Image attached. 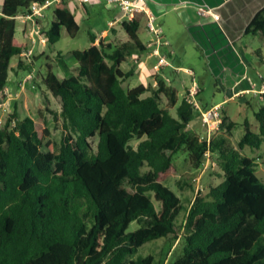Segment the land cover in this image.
<instances>
[{
  "label": "trees",
  "instance_id": "1",
  "mask_svg": "<svg viewBox=\"0 0 264 264\" xmlns=\"http://www.w3.org/2000/svg\"><path fill=\"white\" fill-rule=\"evenodd\" d=\"M43 1H3L0 94L12 58L26 50L15 37V18ZM53 14L46 41L57 43L63 29L74 39L79 27L68 6L55 3ZM143 19L135 13L122 23L129 41L111 53L91 46L73 52V67L58 59L64 77L47 70L46 91L58 108H50L43 94L45 116L14 111L0 127V264H154L138 249L169 236L181 242L169 264H264V181L256 175V159L243 153L264 143V106L253 114L256 125L235 123L221 111L206 146L187 131L197 112L184 98L178 102L173 87L157 79L148 96L143 86L123 89L132 72L119 66L144 51L137 39ZM244 34L264 41V6ZM51 125L60 131L58 146ZM236 128L241 135L234 146ZM180 150L197 168L209 152L220 178L186 209L164 185L178 174L172 156ZM132 223L138 228L128 232Z\"/></svg>",
  "mask_w": 264,
  "mask_h": 264
},
{
  "label": "crops",
  "instance_id": "2",
  "mask_svg": "<svg viewBox=\"0 0 264 264\" xmlns=\"http://www.w3.org/2000/svg\"><path fill=\"white\" fill-rule=\"evenodd\" d=\"M3 1L0 0V14ZM60 1L70 9L79 32L87 35L82 51L91 46L99 48L102 45L107 53H111L114 48L129 41L122 27V23L129 17H126L117 6L108 4L105 0H91L88 4H81L79 0ZM145 2L154 25L161 29V44L155 45V38L147 30V16L142 13L144 19L137 31V39L144 51L131 53L120 64L121 72H132V75L123 81V89L130 90L143 86L148 89L145 93L148 96L158 79L165 86L173 87L177 91L180 102L192 82H196L198 85L196 97L202 109L220 106L221 111L227 115L223 104L229 101H236L238 106L244 105L245 108H251L252 102L258 109L264 106L262 95L258 93L261 83L264 82L262 68L259 66L264 64V41L257 36L244 34L249 22L264 6V0H145ZM53 7L54 4L46 8L41 17L34 20H23L21 16L15 18V37L26 50L12 58V69L0 97L1 103L9 101V105L13 104L15 107L19 101L22 103L28 99L32 89L36 90L38 81L27 73L33 68L36 59L48 61L53 57L58 63L60 58L70 67L76 65L73 52L80 51L79 49L68 48L64 54L62 48L57 49L47 41L42 42L45 32L54 21ZM49 9L51 12L46 13ZM200 9L210 10L218 19H213L210 14L200 16L198 14ZM95 16H98L100 21L90 22ZM65 37L68 35L63 29L60 40ZM90 37L94 42L90 41ZM188 43L201 59L199 61L201 63L191 67L182 63L186 56L185 46H188ZM154 51L165 57L168 61L167 67L156 69L158 56ZM254 52H259V56ZM18 63H21L20 66ZM196 66L202 67L205 77L199 75ZM57 76L62 78L65 74ZM28 77L29 80L25 81ZM216 93L220 95L219 100L214 97ZM204 98L208 101H202ZM172 109L176 110V106ZM14 111L19 112L13 108L11 112ZM196 117L200 122L198 114ZM227 117L229 118L228 115ZM189 129L191 131L187 130L188 132L193 131L190 127ZM239 130L241 131L240 128ZM172 251L173 248L169 249L168 254Z\"/></svg>",
  "mask_w": 264,
  "mask_h": 264
},
{
  "label": "rangeland",
  "instance_id": "3",
  "mask_svg": "<svg viewBox=\"0 0 264 264\" xmlns=\"http://www.w3.org/2000/svg\"><path fill=\"white\" fill-rule=\"evenodd\" d=\"M50 13L51 9H49L46 13ZM103 14H106L104 11H102ZM100 21V18L98 16L93 17L90 19V22L98 23ZM87 38V35L84 32H79L77 37L73 39H70L68 37H65L62 40H59L57 43L53 44L57 49L62 48L61 51L65 54V49H83V45L85 43V40ZM75 42V43H74ZM188 46H185L186 53L185 58L182 59V63L184 65H188L187 67H191L197 63H201V59L199 58V54L193 50L190 47V43L187 44ZM66 61V60H65ZM67 62V61H66ZM48 66V67H47ZM199 66V65H198ZM199 75L203 77L204 74L202 72V67L198 68ZM260 68H262V72L264 75V64H259ZM47 70H50L55 75H63V71L57 61L54 60L53 57H51L50 60L46 61V59H36L33 68L27 72L31 74L32 78L34 77L35 81H38V86L36 84V90L32 89V94L28 97L27 100H23L22 103L19 101L17 103V106L14 107V105L10 104L8 102H0V122L2 124L0 127L4 125V123L8 119V115L12 114L11 110L15 108V110H19L20 114L27 115L33 119H38L41 116H45V107L47 106L43 99L46 97L49 100V107L58 108V105L56 101L53 99V97L46 91V87L44 84V78L46 75ZM1 97V94H0ZM216 100L220 99V95L216 93L214 95ZM6 101V100H5ZM202 101L207 102V99H202ZM16 105V104H15ZM251 108H245L244 105H237L236 101H229L223 104V107L225 108L227 115L229 118L233 121L238 122V124H241L243 119L248 120L253 125H256V122L254 120L253 111H258V106L254 102L251 103ZM5 109V111H3ZM18 112V111H17ZM170 113L173 116H176L175 109H170ZM48 118V116H47ZM52 127V125H51ZM189 127L194 131L190 132L192 135L194 134H201L203 132V128L200 125V122L198 121V118L195 116L190 121L189 126L187 127V130H190ZM252 130H254V127H252ZM191 131V130H190ZM241 131L239 128L237 130H234L233 134L230 136V143L234 146L236 145L237 141L240 139ZM50 139L54 143L55 146H58L59 140H60V131L52 127V134L50 135ZM92 145H95L96 138H94L91 141ZM137 140H132L130 142L131 146H136ZM244 154H246L249 157H253L256 159L257 168H256V175L261 178L264 181V143L261 145L259 150H255L253 152L249 151L248 149H245L243 151ZM166 154L169 155L170 152L166 151ZM173 162L177 166L178 174L175 177H172L168 179L167 182H165V186H167L169 189L174 191L178 197L180 198L181 205L183 208H187L192 200L196 196H206L209 190L210 186L217 185L220 182V178L218 177L219 169L215 165V163L211 162L209 158L205 157L202 164L197 168L194 166L188 154L180 150L178 153L174 154L172 156ZM200 175V181L198 186L196 187L191 183L193 178ZM198 190V191H197ZM185 214V211L182 210L180 214L176 218V226H179L183 216ZM138 228V225L136 223L130 224L127 231L131 232ZM172 246V247H171ZM181 242H179L176 245V241L173 240L172 236H169L166 239H158L155 241L148 242L144 244L142 247L138 249L137 255L139 256H147L152 255L155 258L154 264H169L173 260V256L180 251ZM173 248V251L171 255L168 256L167 251L169 249ZM167 254V255H166Z\"/></svg>",
  "mask_w": 264,
  "mask_h": 264
},
{
  "label": "built area",
  "instance_id": "4",
  "mask_svg": "<svg viewBox=\"0 0 264 264\" xmlns=\"http://www.w3.org/2000/svg\"><path fill=\"white\" fill-rule=\"evenodd\" d=\"M108 4L117 6L122 13L126 17H132L135 13H143L147 16V30L149 33L155 38V45L158 46L161 44V29L157 28L154 25V20L151 16H149L146 8L145 0H105ZM60 0L55 1H43V2H35L31 5L30 10L27 14H23L21 17L23 20H34L36 18L41 17L43 11L51 6L52 4L59 3ZM81 4H88L91 0H79ZM198 14L200 16H206L210 14L213 19L217 20L218 16L211 14L210 10H199ZM42 42H46V38H42ZM154 54L158 56V64L156 69L160 67H167L168 61H166L164 56H160L158 51H154ZM30 77L26 78L25 81L29 80ZM198 93V85L196 82H192L191 87L188 89L184 99L187 103L191 104L193 108L196 110L197 114L199 115L200 125L203 128V132L198 134V141L203 142L206 146L210 145L211 140L214 137L215 132L218 129V126L221 122V107L220 106H213L210 108L202 109L197 101ZM260 95H264V82L261 83L260 89L258 91ZM1 106V104H0ZM5 111V109H3ZM2 124V122H0ZM210 153L206 152L205 157L209 158ZM200 181V175L193 178L191 183L198 186ZM198 191V190H197Z\"/></svg>",
  "mask_w": 264,
  "mask_h": 264
}]
</instances>
